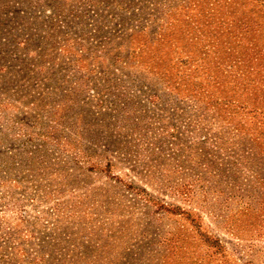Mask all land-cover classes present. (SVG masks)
Wrapping results in <instances>:
<instances>
[{
	"label": "rangeland",
	"instance_id": "374dc122",
	"mask_svg": "<svg viewBox=\"0 0 264 264\" xmlns=\"http://www.w3.org/2000/svg\"><path fill=\"white\" fill-rule=\"evenodd\" d=\"M0 264H264V0H0Z\"/></svg>",
	"mask_w": 264,
	"mask_h": 264
}]
</instances>
